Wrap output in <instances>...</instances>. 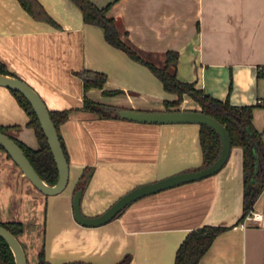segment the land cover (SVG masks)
<instances>
[{"label": "crops", "instance_id": "obj_1", "mask_svg": "<svg viewBox=\"0 0 264 264\" xmlns=\"http://www.w3.org/2000/svg\"><path fill=\"white\" fill-rule=\"evenodd\" d=\"M53 22L32 17L19 0H0V63L29 83L49 110L70 109L59 124L69 163L68 182L44 195L0 147V221L28 222L42 209L43 231L18 235L28 264L41 248L50 264L87 262L174 264L186 234L203 224L223 225L196 264H264V188L242 212V149L232 146L215 174L137 198L98 226L78 223L71 197L85 167L92 174L80 207L100 214L132 188L202 163L197 123H143L100 117L81 109L83 96L116 107L162 110L176 99L150 69L104 38L101 26L83 21L71 0H36ZM120 38L156 66L176 50L178 79L234 105H253L252 124L264 143V0H92ZM83 70L104 73L103 87L83 88ZM118 89L115 94L102 90ZM200 110L184 94L177 106ZM29 117L0 85V126L28 147L38 148Z\"/></svg>", "mask_w": 264, "mask_h": 264}, {"label": "trees", "instance_id": "obj_2", "mask_svg": "<svg viewBox=\"0 0 264 264\" xmlns=\"http://www.w3.org/2000/svg\"><path fill=\"white\" fill-rule=\"evenodd\" d=\"M71 1L81 10L84 22L101 26L106 41L126 52L132 59L146 65L159 78L166 91L176 94V99L164 100L166 109L179 105L183 95L188 94L198 103L202 112L215 117L225 126L230 137L231 146H238L242 149V212L237 220L238 223L241 222L264 188V143L262 142L260 132L252 124V109L254 106L231 104L228 99H217L206 93L203 89L195 87L193 82L178 79L175 71L178 61V52L176 50H167L165 52L164 64L162 66H156L141 57L130 45L120 38L113 20L106 15L107 6L98 7L92 0ZM19 2L32 17L53 22L36 0H19ZM0 72L12 74L2 63H0ZM80 74L85 91L92 86L102 88L106 79L104 73L97 71L83 70ZM8 89L28 115L29 119L26 124L34 129L39 147H28L17 138L10 134L8 135L20 145L40 177L45 182L53 184L57 179V167L37 116L29 102L21 93L11 88ZM102 92L104 94H115L120 92V90H102ZM106 107H109V105L93 101L86 95L83 96L81 109L92 111L100 117H116L114 111H108L105 109ZM69 112L70 109L49 110L50 117L55 124L66 157L67 153L59 132V124L68 118ZM10 127L14 126H0V131L7 133L6 130ZM199 142L202 151L201 165L209 164L218 153L220 146L219 136L209 126L199 124ZM91 174L92 167H85L75 189L79 187L84 189ZM0 224L8 228L17 237L23 231V225L20 221H0ZM226 228L223 225L203 224L190 230L176 250L174 264H196L210 246L214 236ZM38 256V261L35 264H50L45 259L43 247L39 251ZM128 260L129 255H126L121 262L127 264ZM0 264H15L9 246L1 237Z\"/></svg>", "mask_w": 264, "mask_h": 264}, {"label": "water", "instance_id": "obj_3", "mask_svg": "<svg viewBox=\"0 0 264 264\" xmlns=\"http://www.w3.org/2000/svg\"><path fill=\"white\" fill-rule=\"evenodd\" d=\"M0 85L14 89L21 93L29 102L34 110L43 134L51 150L54 162L57 167V179L53 184L45 182L20 145L8 134L0 131V145L21 169L24 176L32 185L44 195H55L64 190L68 182L69 163L64 153L62 144L59 140L58 132L52 121L44 100L39 93L22 78L8 73L0 72ZM108 111H114L116 117L137 122L145 123H197L205 124L212 128L219 136L220 146L214 160L206 165L184 169L177 173L159 178L155 181L138 185L124 193L104 211L98 215H85L80 207V201L83 193L82 188H76L71 197V206L74 219L85 226H98L104 224L116 217L131 202L144 195L155 193L157 191L194 180H198L218 172L227 162L230 151L231 141L225 126L215 117L208 115L201 110L169 108L162 110H144L112 106L105 108ZM0 237L9 246L15 264H28L25 251L19 240L8 228L0 224ZM67 264H91L87 262H69ZM117 264H126L118 262Z\"/></svg>", "mask_w": 264, "mask_h": 264}, {"label": "rangeland", "instance_id": "obj_4", "mask_svg": "<svg viewBox=\"0 0 264 264\" xmlns=\"http://www.w3.org/2000/svg\"><path fill=\"white\" fill-rule=\"evenodd\" d=\"M119 35H120V33H119ZM41 213H42V209L39 211V215H36V217H34L35 219H32L30 221L29 224H31V225H28V222L26 223V221L24 223L21 222L25 232L29 231L30 234L28 236H31V234H35V233H37V234L42 233V231H43V228H42L43 227V219H42V216H40ZM23 249L25 251L26 258L28 260L27 251L24 248V246H23Z\"/></svg>", "mask_w": 264, "mask_h": 264}, {"label": "built area", "instance_id": "obj_5", "mask_svg": "<svg viewBox=\"0 0 264 264\" xmlns=\"http://www.w3.org/2000/svg\"><path fill=\"white\" fill-rule=\"evenodd\" d=\"M245 218H250L252 220H259L261 218V214L259 212H253L249 210Z\"/></svg>", "mask_w": 264, "mask_h": 264}]
</instances>
